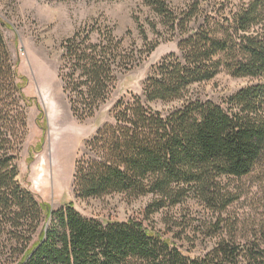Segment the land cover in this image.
I'll use <instances>...</instances> for the list:
<instances>
[{
	"label": "trees",
	"instance_id": "16d2710c",
	"mask_svg": "<svg viewBox=\"0 0 264 264\" xmlns=\"http://www.w3.org/2000/svg\"><path fill=\"white\" fill-rule=\"evenodd\" d=\"M144 3L165 27L180 34L179 54L166 56L153 69L144 99L119 101L113 122L85 144L75 162L74 192L82 200L151 195L146 220L190 199L222 213L234 201L223 179L249 176L264 165V83L238 91L226 106L193 100L189 94L223 69L237 78L264 79V0H243L225 14H209L196 30L189 27L200 13L199 0L180 14L167 0ZM61 51L63 92L81 119L95 115L117 77L133 70L145 54L126 49L97 23L66 39ZM23 89L0 29L2 264H239L240 248L225 241L205 259L191 258L143 221L104 222L83 216L73 203L53 210L40 202L19 180V154L27 134ZM155 102L183 104L165 115L148 105ZM243 255L245 264H264L260 248Z\"/></svg>",
	"mask_w": 264,
	"mask_h": 264
},
{
	"label": "rangeland",
	"instance_id": "374dc122",
	"mask_svg": "<svg viewBox=\"0 0 264 264\" xmlns=\"http://www.w3.org/2000/svg\"><path fill=\"white\" fill-rule=\"evenodd\" d=\"M242 1L199 0L200 13L189 28L198 29L205 16L225 14ZM167 2L180 14L194 0ZM96 23L103 30L110 29L126 49L145 54L133 70L117 77L108 101L95 115L81 119L73 114L63 92L59 77L61 44L78 30ZM0 29L27 99V134L19 154V180L40 202L53 210L73 203L83 216L104 222L143 221L191 258L205 259L222 241L240 248L239 264H245L242 256L250 248L264 251V165L249 176L223 179L225 191L231 192L234 201L222 213L190 199L183 205L162 209L146 220L145 211L154 200L151 195L133 198L113 194L87 200L76 197L75 162L85 144L105 124L113 122L114 107L119 101L144 99L145 84L153 69L166 56L179 54L180 34L165 27L144 0H0ZM93 38L97 39V34ZM260 83L264 79L237 78L223 69L212 81L194 85L189 98L226 106L238 91ZM182 104L148 105L166 115ZM49 225L50 221L46 222V227ZM211 264L231 263L215 260Z\"/></svg>",
	"mask_w": 264,
	"mask_h": 264
}]
</instances>
